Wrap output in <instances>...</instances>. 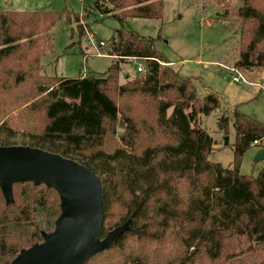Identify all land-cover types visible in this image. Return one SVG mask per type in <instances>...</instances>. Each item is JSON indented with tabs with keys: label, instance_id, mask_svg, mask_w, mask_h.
<instances>
[{
	"label": "trees",
	"instance_id": "trees-1",
	"mask_svg": "<svg viewBox=\"0 0 264 264\" xmlns=\"http://www.w3.org/2000/svg\"><path fill=\"white\" fill-rule=\"evenodd\" d=\"M236 1L216 0L239 23L234 68L264 72V0ZM88 7L124 25L162 19L164 2L95 0ZM81 14L0 11V147L58 153L101 177L102 238L128 220L133 231L86 264H264V167L256 176L240 173L245 153L264 149V123L234 108L233 167L210 161L216 141L202 128V116L220 110L221 97L197 96L195 79L171 68L156 48L160 34L146 37L122 26L101 47L112 64L100 77L45 74L52 29ZM129 59L144 69L137 66L122 84L121 66ZM230 120L222 113L219 130L227 133ZM13 198L7 203L0 188V264L42 242L62 213L59 193L45 184L17 183Z\"/></svg>",
	"mask_w": 264,
	"mask_h": 264
},
{
	"label": "rangeland",
	"instance_id": "rangeland-1",
	"mask_svg": "<svg viewBox=\"0 0 264 264\" xmlns=\"http://www.w3.org/2000/svg\"><path fill=\"white\" fill-rule=\"evenodd\" d=\"M95 0H0V11L53 10L81 14L78 21L70 24L64 17L52 29V46L42 59L44 73L60 77L83 78L87 74L102 76L111 66L112 58L100 46L90 43L89 34L107 41L116 35L122 26L142 36L155 38L161 35L156 48L165 55L171 68L181 75L195 79L197 96L204 98L210 93L218 94L222 108L208 116H202V128L216 141V149L209 160L225 168L233 167L234 127L233 110L264 123V72L257 69L247 72L249 82L236 83L232 80L235 62L239 59V23L224 14V7L216 0H163V17L155 19H128L121 25L113 16L95 13L85 5ZM235 5L237 1L234 0ZM84 11V13H83ZM78 24L86 32L80 35ZM120 71V83L133 77L138 62L126 60ZM130 61V62H129ZM263 73V74H262ZM231 117L227 133L218 128L222 113ZM260 148L245 153L240 166L243 175L258 174L264 167L256 161ZM111 232V231H110Z\"/></svg>",
	"mask_w": 264,
	"mask_h": 264
},
{
	"label": "water",
	"instance_id": "water-1",
	"mask_svg": "<svg viewBox=\"0 0 264 264\" xmlns=\"http://www.w3.org/2000/svg\"><path fill=\"white\" fill-rule=\"evenodd\" d=\"M263 160L261 148L256 161ZM27 182L54 188L61 197L62 213L53 232L44 234L42 242L22 249L9 264H86L114 245L121 234L133 231L128 220L102 238L104 184L90 168L37 147L1 146L0 188L7 203L14 201V185Z\"/></svg>",
	"mask_w": 264,
	"mask_h": 264
},
{
	"label": "built area",
	"instance_id": "built-area-1",
	"mask_svg": "<svg viewBox=\"0 0 264 264\" xmlns=\"http://www.w3.org/2000/svg\"><path fill=\"white\" fill-rule=\"evenodd\" d=\"M89 40H90V43L92 45H94V46H100V47H105L106 46V42L104 40H99L94 33L89 34ZM143 69H144V66H143L142 62H139L138 61V68H137V70L139 72H142ZM235 71L237 73H234V71H232L233 72V78H232V80L234 82H236V83L249 82L248 79H246V77H245L246 75L244 73L239 72L237 70H235Z\"/></svg>",
	"mask_w": 264,
	"mask_h": 264
},
{
	"label": "crops",
	"instance_id": "crops-1",
	"mask_svg": "<svg viewBox=\"0 0 264 264\" xmlns=\"http://www.w3.org/2000/svg\"><path fill=\"white\" fill-rule=\"evenodd\" d=\"M83 77H85V75H84ZM260 149H261V148H260Z\"/></svg>",
	"mask_w": 264,
	"mask_h": 264
}]
</instances>
